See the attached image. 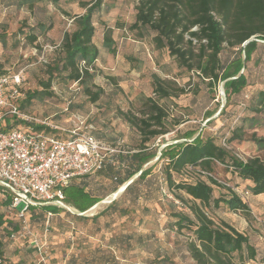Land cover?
Listing matches in <instances>:
<instances>
[{
	"label": "rangeland",
	"instance_id": "374dc122",
	"mask_svg": "<svg viewBox=\"0 0 264 264\" xmlns=\"http://www.w3.org/2000/svg\"><path fill=\"white\" fill-rule=\"evenodd\" d=\"M92 1L95 0H60L57 6L40 3L32 11L18 8L13 0L0 2V33H4L7 40L5 46L0 43V63L5 71L21 74L24 92L42 89L39 80L46 78L45 61L61 43L64 32L73 30L72 17L84 13L83 4ZM111 3L104 0L100 14L94 18V41L100 49L94 81L104 89L100 100L91 103L77 83L67 85L55 79L51 86L52 96L42 101L34 100L25 114L65 127L71 126L66 122L70 117L82 116L102 139L118 144L123 150H130L138 144L134 138L139 132L129 125L125 116L130 119L145 117L147 98H151L163 106L168 115L169 132L153 140L158 155L167 145L184 141L181 137L187 131L199 133L204 130L205 136L217 138L220 144L225 143L234 155L244 161L264 157V149L252 140L253 134L264 138V111H251L252 97L264 89V41H258L254 60L247 63L248 86L240 94L232 96L230 104L221 113L227 104L224 83L209 87L208 82L202 81L196 73L180 68L166 50H158L152 41L154 33L142 35L139 29H132L137 0H116L115 8L109 9L107 5ZM38 23L50 27L49 30L42 34L37 28ZM31 29L39 35L34 44L25 40L24 33ZM107 31L114 40L115 54H109L103 45ZM18 40L20 43L15 47ZM232 55V51L225 50L221 59L226 63ZM258 57L261 60L256 63ZM153 75L168 82L166 87L176 94L172 99L156 95ZM208 112L213 114L210 118L206 114ZM251 117L258 123L252 126L247 122L243 138L226 143L225 137L241 126L245 118ZM156 161L157 158L153 159L145 169ZM115 168L118 169V165ZM153 173L157 174L158 168ZM213 177L223 185L238 189L247 203L255 205L257 213L255 217L251 213L230 212L226 208L217 211L209 208V214L216 222L224 220L240 225L245 220L249 227L259 232L255 223L264 225V195L253 197L246 191L248 183L225 166L218 165ZM97 184L92 187L95 196L107 195L114 185L110 181ZM214 188V197H220L222 189ZM164 193L163 206L156 202L157 199L152 201L155 199L152 194L147 202L150 211H143L144 218L140 223L136 215L141 216V210L139 213L133 211L129 217L119 213L101 215L111 205L103 202L105 197L95 210L88 213L89 216L74 218L68 211L54 214L49 220L37 216L28 221L26 230L21 220L0 206V213L13 217L19 227L15 237L7 234L5 225L0 227L4 249L1 264H195L187 249L191 233L170 228L169 214L173 210L170 202L174 198L167 190ZM176 205L179 207L176 209L185 210L179 202ZM153 230L154 236L137 238L141 233L153 234ZM261 237L264 241V228ZM262 250L264 255V248ZM263 255L248 264H264Z\"/></svg>",
	"mask_w": 264,
	"mask_h": 264
},
{
	"label": "trees",
	"instance_id": "16d2710c",
	"mask_svg": "<svg viewBox=\"0 0 264 264\" xmlns=\"http://www.w3.org/2000/svg\"><path fill=\"white\" fill-rule=\"evenodd\" d=\"M13 1L18 8H27L31 11L40 3L57 6L60 2V0ZM103 1L95 0L83 4L84 13L72 17L73 30L64 32L61 43L49 60L45 61L46 78L39 80L42 89L24 92L21 88L25 93L19 104L22 112L25 113L34 100L42 101L51 97L53 94L51 86L55 79L67 85L77 83L91 103L100 100L104 89L97 86L94 81L95 66L100 58V49L94 41L96 33L94 18L100 14ZM109 1L112 3L107 7L115 8L116 0ZM137 3L135 21L131 28L139 29L142 35L154 33L152 41L158 50H166L170 57L175 58L180 68L196 73L202 81L208 82L209 87L224 83L227 104L221 110L223 113L232 96L240 94L248 86V77L245 74L247 63L254 60V54L259 48L258 41H264V0H137ZM37 28L44 34L50 27L38 23ZM24 35L29 44H34L39 38L34 29ZM6 42V35L0 33V43L5 46ZM19 43L20 40L16 41L15 47ZM103 45L109 54L116 53L114 40L108 31L105 32ZM225 50L233 53L226 63L221 59V54ZM260 60L258 57L255 61L259 63ZM7 74L14 73L5 71L0 63V76ZM153 79L155 93L159 98L172 99L176 95L166 87L167 81L158 75H153ZM147 102V111L143 113L145 117L130 119L128 115L125 116L129 125L137 128L142 139L137 145L139 151L123 161L124 166L126 165L124 169H120L122 166L118 169L112 168L120 177L116 180L117 186H122L139 174L138 178L127 186L125 194L133 193L136 197L144 194L148 202L154 193L155 199L152 201L157 199L156 202L160 206H163L162 200L166 198L164 191L167 190L174 198L170 202L173 207L169 214L170 228L177 232L186 230L191 233L187 249L195 264H248L250 261H257L263 252L250 243L249 236L239 232L224 220L216 222L207 209L213 208L217 211L226 208L230 212L250 214V207L243 196L235 188L221 184L213 177V173L218 165L225 166L239 179L248 182L246 191L252 196L264 195V157L258 156L244 161L234 155L225 143L220 144L217 138L205 136L204 130L199 133L187 131L181 137L184 141L167 145L160 151L156 163L143 170L144 165L157 157L158 149L154 146L153 140L169 132L165 108L151 98H147ZM251 111L253 113L264 111V89L252 97ZM206 114L208 118L213 115L212 112ZM71 119L72 117L66 122L69 123ZM247 122L252 126L258 123L254 117L245 118L241 126L236 127L225 137V142L230 144L240 141L244 136ZM34 128L61 139L69 137L49 127L35 125ZM90 134L114 148L119 146L102 139L93 130ZM252 140L264 149V138H257L253 134ZM155 168H158L157 174L153 173ZM215 186L222 189L220 197H214ZM65 195V203L81 213L102 200L93 197L85 186L74 185L72 182L65 189ZM10 202L11 197L0 192V206L9 210ZM176 202L185 210L176 209L179 208L176 207ZM141 210L150 211V207L146 203ZM11 212L19 219L18 211ZM61 212L67 211L53 206L34 207L28 211L27 220L37 216L49 220L50 213L53 216ZM132 212L129 208L119 207L113 202L101 212V215L119 213L126 216ZM73 217L83 216L73 214ZM4 225L7 234L12 236L18 233L19 227L13 221V217L0 213V227ZM149 237L151 236L147 235L146 238ZM3 258L4 249L0 238V264ZM262 260L264 262V255Z\"/></svg>",
	"mask_w": 264,
	"mask_h": 264
},
{
	"label": "built area",
	"instance_id": "2783aa9c",
	"mask_svg": "<svg viewBox=\"0 0 264 264\" xmlns=\"http://www.w3.org/2000/svg\"><path fill=\"white\" fill-rule=\"evenodd\" d=\"M22 84L20 73L0 76V192L11 197L9 210L18 211L26 230L31 208L47 205L67 208L65 189L72 180L104 170L110 157L120 150L92 136L93 126L82 116H74L71 126L65 127L22 112L19 107L25 97ZM35 125L69 137L61 139L36 130ZM113 196L106 201H112Z\"/></svg>",
	"mask_w": 264,
	"mask_h": 264
},
{
	"label": "crops",
	"instance_id": "0c3cea01",
	"mask_svg": "<svg viewBox=\"0 0 264 264\" xmlns=\"http://www.w3.org/2000/svg\"><path fill=\"white\" fill-rule=\"evenodd\" d=\"M136 138H134V140L136 142H138V144H139V142L141 141L140 138H142V135L139 133V135ZM138 144L135 145V148L133 147L130 150H123V149L119 148V146H117L116 148L118 150H120V154H116L111 159H109L108 166H107V168L105 170L101 171L98 174L89 176V177H78V178H74L73 181H72V184L85 186L86 187V190L89 191L93 197H97V198H100V199H103L105 197L104 198L105 199L104 201H106L107 198L111 197L113 194H115L117 191H119V189L124 184H126L128 182L127 181L122 186H117L116 180L118 178L120 179V177H119L118 174H116V173H114L112 171V168L113 167H116V165H118V168L120 166L123 167L124 164H125V162H123V161H125V159L128 160L134 153H137L139 151V149L137 148V145ZM158 156L159 155L157 154V157L156 158H158ZM150 163L151 162H149L148 164H150ZM154 163H152V164H154ZM148 164L144 165L143 170L145 169L146 166H148ZM138 176H139V174H137L134 177H132L131 179L134 178V180L132 182H134L138 178ZM100 181H110V182H113L114 185H113V188H111L107 192V195H104V196H95L94 193L92 192V190H93L92 187L98 185L97 183H99ZM94 184H96V185H94ZM125 191L126 190H124L122 193H120L119 196L115 200H113V201H107V202H104L103 201V202L106 203V204H109V205L112 204L113 202H115L116 205L119 206V207H126V208H129L130 211H137V213H139V211L141 210V207L145 206L146 203H147L146 202V199H145V195L142 194L141 197H136V195H134L133 193H126L125 194ZM258 196H261V195H258ZM253 197H256V196H253ZM101 202L102 201L98 202L94 206L99 205ZM64 204L67 206V208H62V207L55 206V205H47V206L58 207L60 209H64V210H66L68 212H71L72 214L80 215V216H84V217L85 216H89L88 212L91 211V209L94 207V206H92L90 209H88L87 211H85V212H83L81 214V212H79L75 208L68 206L65 203V201H64ZM248 205H249V207L251 209L250 213L253 214L256 217L257 211H256V208H255V205L252 204V203H248ZM47 206H44V207H47ZM143 211L144 210H141V216H140V214L139 215H136L137 216V219L136 220L139 223L143 221V218H144L143 217V214H142ZM49 216L51 217L52 214L50 213ZM126 216L129 217L128 215H126ZM126 216H124V217H126ZM257 220L259 221L258 218H257ZM241 223H240V225L234 224V223H230V225H232L233 227H235L239 232L244 233L247 236H249L250 243L255 248L259 249V251L263 252L262 249L264 248V241L262 240L261 232H262V229L264 228V225L254 222L255 223V226H256L255 228L259 230V232H258V231H254L251 227H249L245 220L244 221H241ZM250 223L253 224L251 221H250ZM154 233L155 232L153 230V234L151 233V234H149V236H151V237L154 236ZM130 236H132V235H129L128 237H130ZM144 237L146 238L147 235L142 234V233L137 235V238L138 239L144 238Z\"/></svg>",
	"mask_w": 264,
	"mask_h": 264
},
{
	"label": "water",
	"instance_id": "95a60500",
	"mask_svg": "<svg viewBox=\"0 0 264 264\" xmlns=\"http://www.w3.org/2000/svg\"><path fill=\"white\" fill-rule=\"evenodd\" d=\"M248 42H249V41H248ZM248 42H247V43H248ZM247 43H245V44H247ZM242 72H243V71H242ZM157 159H158V158H157ZM133 180H134V178L131 179L130 181H128L126 184H124V185L119 189V191H117V192L114 194L112 201L115 200V199L119 196L120 193H122L124 190H126L127 186H128L129 184H131V182H132ZM105 202H107V201H105Z\"/></svg>",
	"mask_w": 264,
	"mask_h": 264
}]
</instances>
